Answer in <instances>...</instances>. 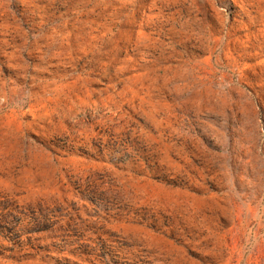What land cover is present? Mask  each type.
Returning a JSON list of instances; mask_svg holds the SVG:
<instances>
[{
    "label": "rangeland",
    "instance_id": "obj_1",
    "mask_svg": "<svg viewBox=\"0 0 264 264\" xmlns=\"http://www.w3.org/2000/svg\"><path fill=\"white\" fill-rule=\"evenodd\" d=\"M0 264H264V0H0Z\"/></svg>",
    "mask_w": 264,
    "mask_h": 264
}]
</instances>
